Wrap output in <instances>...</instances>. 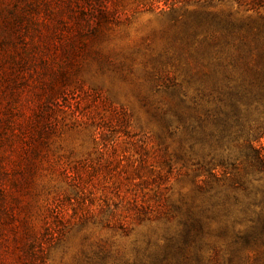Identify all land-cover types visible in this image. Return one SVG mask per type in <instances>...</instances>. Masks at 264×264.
I'll return each instance as SVG.
<instances>
[{
  "label": "rangeland",
  "instance_id": "1",
  "mask_svg": "<svg viewBox=\"0 0 264 264\" xmlns=\"http://www.w3.org/2000/svg\"><path fill=\"white\" fill-rule=\"evenodd\" d=\"M199 7L0 0V264H264V170L188 126Z\"/></svg>",
  "mask_w": 264,
  "mask_h": 264
},
{
  "label": "trees",
  "instance_id": "2",
  "mask_svg": "<svg viewBox=\"0 0 264 264\" xmlns=\"http://www.w3.org/2000/svg\"><path fill=\"white\" fill-rule=\"evenodd\" d=\"M194 2L200 5L197 26L202 29L199 49L195 51L199 59L196 64H201L204 70L200 74L203 80L196 84V96L189 98L188 94H182L183 100L194 106L187 118L188 126L200 137L199 141L205 142L210 137L217 148L226 141L241 140L247 150L245 158L249 166L260 172L264 170V149L259 144L264 136V24L261 31L246 21L234 19L232 13L215 8L225 5L261 17L264 0ZM190 55L193 57V50ZM245 122L251 125L246 127ZM219 165L225 167L227 164L220 160ZM157 177L161 178L160 173ZM140 214L135 215L138 220L143 219ZM191 221L193 230L201 229L196 218ZM190 236L187 233L188 240ZM246 261L247 264L253 262L252 259ZM226 263L237 264L236 258L229 256ZM215 264H221L220 260L215 259Z\"/></svg>",
  "mask_w": 264,
  "mask_h": 264
}]
</instances>
